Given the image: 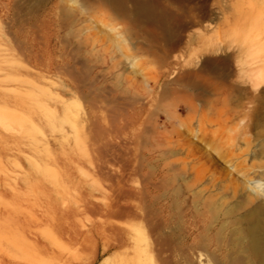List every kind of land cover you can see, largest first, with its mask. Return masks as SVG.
I'll return each mask as SVG.
<instances>
[{
    "label": "rangeland",
    "instance_id": "374dc122",
    "mask_svg": "<svg viewBox=\"0 0 264 264\" xmlns=\"http://www.w3.org/2000/svg\"><path fill=\"white\" fill-rule=\"evenodd\" d=\"M57 1L0 0V87L19 98L0 103V127L22 148L4 157L14 142L2 141L0 176L28 180L6 183L0 209L26 213L4 228L24 256L260 264L236 247L232 221L264 201L247 184L264 182V0ZM214 218L229 222L218 235ZM11 248L0 236V254Z\"/></svg>",
    "mask_w": 264,
    "mask_h": 264
},
{
    "label": "bare ground",
    "instance_id": "6f19581e",
    "mask_svg": "<svg viewBox=\"0 0 264 264\" xmlns=\"http://www.w3.org/2000/svg\"><path fill=\"white\" fill-rule=\"evenodd\" d=\"M56 1V0H55ZM60 1H62V0H60ZM60 1L58 2V3H56L57 5H58V7L60 6ZM69 1H74V0H69ZM82 1V0H81ZM85 1V0H84ZM105 1V0H104ZM109 1V0H108ZM113 0H110L109 2H112ZM115 1V0H114ZM113 1V2H114ZM116 1H118V0H116ZM124 1H126V0H124ZM140 1H142V0H140ZM88 2H89V0H88ZM87 1L85 2V3H88ZM123 2V1H122ZM121 2V3H122ZM134 2V1H133ZM139 2V1H138ZM143 2H144V0H143ZM55 3V2H54ZM84 3V2H83ZM115 3H117V4H121L120 3V1H119V3L118 2H115ZM135 3V2H134ZM147 3V2H146ZM117 4H115V5H117ZM124 4V3H123ZM123 4H121V5H123ZM139 4V3H138ZM121 5L119 6V5H117V6H119V7H121ZM141 5H143V6H145L144 5V3L143 4H141ZM148 5V4H147ZM55 6V5H54ZM61 6H63L62 5V3H61ZM117 6H113L114 8H115V10L117 11V9H116V7ZM134 6V5H133ZM135 6H139V5H136V3H135ZM143 6H141V7H138L139 8V10H144V8H143ZM150 6V5H149ZM119 7H117V8H119ZM124 6H122V8H123ZM146 7V6H145ZM61 8V7H60ZM110 8H112V7H110ZM114 8H112V10H114ZM121 8V9H122ZM147 8H149L148 6H147ZM120 9V10H121ZM134 10L136 9V8H133ZM149 9H151V8H149ZM149 9H147V10H149ZM153 9V8H152ZM114 10V11H115ZM120 10H119V13H120ZM124 10L125 9H123L122 10V12H123V14L125 13L124 12ZM134 10H132V11H134ZM146 10V9H145ZM147 10H146V12H147ZM60 11H62V13H64L65 11L64 10H62V9H60ZM153 12H154V10H152ZM118 12V11H117ZM121 12V13H122ZM136 12V11H135ZM134 12V13H135ZM144 12V11H143ZM142 12V13H143ZM153 12H150L151 14H153ZM127 13V12H126ZM138 13H141L140 11H138ZM141 13V14H142ZM155 13V12H154ZM61 14V13H60ZM141 14H140V16H141ZM151 14H150V17H151ZM157 14V13H156ZM134 15H136V17H137V15L139 16V14H134ZM143 15V14H142ZM144 15H145V13H144ZM140 16L138 17L139 19H141L140 18ZM153 16H154V14H153ZM141 17H143V16H141ZM158 17H160L159 15H158ZM145 18V17H144ZM152 18V17H151ZM145 19H149V17L148 18H145ZM154 19H157L156 17H154L152 20H150V21H153ZM160 19H161V17L160 18H158V20L160 21ZM157 21V20H156ZM155 20L153 21V22H156ZM159 21H157V22H159ZM160 23L162 24V22L160 21ZM159 25V24H158ZM160 26V28L162 29V31L166 34L167 32V30L165 31V29H163L164 28V25L161 27V25H159ZM161 31V30H160ZM160 31L158 32V33H160ZM158 33H156L157 34V36H158ZM168 34H169V31H168ZM168 34H166V35H168ZM161 35V34H160ZM170 35V34H169ZM162 37H164V38H166L163 34H162V36H158L157 38H160V39H162ZM170 38V37H169ZM168 41H169V39H167ZM163 41V40H162ZM164 41H166V40H164ZM171 42V41H170ZM165 44L169 47V44L170 43H167V42H165ZM172 45H174V44H171V46ZM172 48V47H171ZM176 48V47H175ZM174 48V49H175ZM173 49V50H174ZM170 50V49H169ZM259 56H261V55H259ZM252 58H254V57H252ZM256 58H258V57H256ZM250 60H252V59H250ZM250 62V61H249ZM132 65V64H131ZM262 119H263V115H262V111H261V109L260 110H258V112L256 113V115H255V118H254V120H255V124L257 125V123H261L262 122ZM184 148V147H183ZM182 148V149H183ZM173 152V151H172ZM182 152H184V151H182ZM191 152V151H190ZM170 153V152H169ZM186 153V152H185ZM173 154V153H172ZM190 155V154H189ZM176 161V160H175ZM182 162H184V161H182ZM187 162V161H186ZM171 163V162H170ZM178 165H179V163H177ZM182 164V163H181ZM185 165H186V163H184ZM183 164V168L185 169L186 167H185V165ZM188 164V163H187ZM174 165V164H173ZM172 165V166H173ZM166 167H167V165H165ZM183 168H181V169H183ZM180 169V168H179ZM180 169V170H181ZM181 170L182 171V173L183 172H185L186 173V169L185 170ZM166 172V171H165ZM180 173V171L178 170V174ZM178 177V176H177ZM179 178H181V174H180V176H179ZM264 182L262 181V179H258V178H254V179H248L247 180V184H248V188H249V190H250V192L251 193H253L256 197H262L263 199H264V187H263V184ZM7 190V186H6V183H4L3 181H2V177H0V191H2V192H4V191H6ZM178 190V189H177ZM137 192V191H136ZM141 192V191H140ZM172 192V191H171ZM171 194V193H170ZM169 194V195H170ZM178 194V193H177ZM174 195H175V192H174ZM172 198V197H171ZM174 199V198H173ZM176 199V198H175ZM168 200V199H167ZM171 200V199H170ZM157 201V200H156ZM155 201V202H156ZM172 201V200H171ZM118 202V210H120V213H121V210L123 211V210H125L126 208H124V206H126L124 203H122V202H119V201H117ZM158 202V201H157ZM156 202V203H157ZM171 203V202H170ZM174 203V202H173ZM252 204V205H250L249 207H246L247 205H249V204ZM174 204H176V203H174ZM174 204H173V206L171 207V208H175L176 209V207L178 206H176V207H174ZM247 205H245L244 206V204L242 205V206H240V207H242V209L244 208V211L245 212H243L242 214H240V216L239 217H237V218H235V221H232V222H234V224H235V226L232 228V230L233 231H236L237 233H242V237L240 238V237H238V240H237V242L235 243V245H236V247L237 246H242L243 247V250H244V252H246V253H248V255H250L251 257H252V259L254 260V258H255V260L257 259V260H259V262H260V264H264V201H261V202H257V203H255V204H253L251 201L250 202H248L247 203ZM134 208H135V210L136 211H138L139 209H141V207H140V205L138 204H136L135 206H133ZM158 207V206H157ZM167 207V206H166ZM132 208V207H131ZM133 209V208H132ZM179 209V208H178ZM131 210V209H130ZM143 210V208L141 209V211ZM132 211V213L130 214V212H129V214L130 215H128L127 214V210L125 211L126 213H125V215L127 214V216H131V215H134L133 214V210H131ZM233 211V210H232ZM231 211V212H232ZM235 211V210H234ZM143 212V211H142ZM164 212H165V210H164ZM181 212H182V209H181ZM231 212H229V213H231ZM55 213H61V211H58V212H53V214H55ZM72 213H75V212H73L72 211ZM235 213V212H234ZM137 214V213H136ZM139 215H140V213H138ZM138 214H137V216H135V218L138 220ZM165 214V213H164ZM167 214V213H166ZM177 214V213H176ZM231 214H233V213H231ZM24 215H26V213L24 212V211H16V210H10V211H2L1 209H0V236H3V235H5V237L10 241V243L12 244V246H13V248H11L10 249V254H9V252H8V254L6 255V254H0V264H35L34 262H32V261H30V260H28L25 256H24V247L22 246V244L20 245L16 240H18V238H19V234H17L15 231H13V230H9L8 229V231L7 230H5L4 228H5V223L7 222V223H11L13 220H14V218H17V220H21L23 217H24ZM142 215V214H141ZM169 215V214H168ZM4 216L5 217H7V218H4ZM143 216V215H142ZM181 216V215H180ZM139 217H141V216H139ZM171 217V216H170ZM142 218V217H141ZM141 218L139 219V221L141 222ZM220 218V217H219ZM224 219H226V218H224ZM230 221V222H231ZM213 222H217V223H219V229H217L218 231H215V233L217 232H220L221 230L223 231V230H225V228H227V226H229V222L227 221V220H224V221H222V220H220V219H218V218H214V220H213ZM166 223V222H165ZM142 224V223H141ZM231 224V223H230ZM136 226H137V228L138 229H140L142 226L140 225V223H136L135 224ZM217 226V227H218ZM208 227V226H207ZM206 227V228H207ZM206 228H205V230H206ZM207 232H208V230H206ZM199 234H201L200 233V231L198 232ZM197 233V234H198ZM214 233V234H215ZM216 233V234H217ZM198 234V235H199ZM215 234V237L218 235H216ZM127 235H129L128 233H123V232H120V231H118V243H117V245H120V246H123V245H125L126 244V241H127V239H126V237H127ZM21 237H22V239L23 240H25L26 242H27V244H26V246L28 247V249L30 250V249H35V245H36V243H37V241H36V239L38 238V236H37V234L34 232V231H32V230H30L29 231V233H25L24 235H21ZM185 237V236H184ZM201 237H202V235H201ZM203 238V237H202ZM202 238H199V239H202ZM204 238H206V236H204ZM203 238V239H204ZM217 239H218V241H216L215 242V244L216 243H218L219 242V244L221 243L220 242V239L217 237ZM216 239V240H217ZM237 239V238H236ZM131 240H132V238H131ZM202 241H204V240H202ZM16 243V246L14 245ZM131 243V242H130ZM207 243V242H206ZM232 246V245H231ZM234 247V246H233ZM232 247V248H233ZM104 250H105V248H104ZM236 250V249H235ZM195 251V250H194ZM127 253V251H124L123 253ZM196 252V251H195ZM195 252H193V253H195ZM198 252V251H197ZM123 253H122V255H123ZM200 255L202 254V253H199ZM125 256H128V254H124ZM194 255V254H193ZM228 255V254H227ZM124 256V257H125ZM237 256V255H236ZM25 257V258H24ZM129 258H130V255L128 256ZM128 257H125L124 258V260H128V259H126V258H128ZM201 257H203V255L201 256ZM201 257H199V258H201ZM231 258V257H230ZM230 258H228L229 260H231V261H233L234 260V262H236L235 261V259L239 262L240 260H238L237 258H235V259H230ZM225 259V258H224ZM240 259V258H239ZM130 260H132V258H130ZM228 260V262H230ZM256 260V261H257ZM224 261V260H223ZM242 261H243V263H244V259H242ZM84 262V261H83ZM82 262V264H84ZM119 262V261H118ZM118 262H117V259L115 260L114 259V257L113 258H105V259H103L102 261H100V263L99 264H118ZM123 262V261H122ZM121 262V263H122ZM127 262V261H126ZM200 262H201V260H200ZM228 262H227V264H228ZM234 262H231L232 264L234 263ZM238 262H236V263H238ZM258 262V261H257ZM87 263H88V261H87ZM231 263H229V264H231ZM241 263V262H240ZM122 264H136V263H133L132 261L131 262H127V263H122ZM235 264V263H234ZM239 264V263H238Z\"/></svg>",
    "mask_w": 264,
    "mask_h": 264
},
{
    "label": "crops",
    "instance_id": "0c3cea01",
    "mask_svg": "<svg viewBox=\"0 0 264 264\" xmlns=\"http://www.w3.org/2000/svg\"><path fill=\"white\" fill-rule=\"evenodd\" d=\"M19 101V98L17 97H14V96H8L4 90L0 87V103L2 104H12V103H16ZM8 140V141H13V145L10 146V149L12 150L11 153L9 152H4V157L5 156H8V154L10 155H13L14 158H19V155H20V151H21V147H20V139L15 135H5L4 134V131L2 130V128L0 127V147H1V144H2V141L3 140ZM1 177V176H0ZM30 178V177H29ZM33 178V177H32ZM2 181L4 183H9V184H14L17 189L20 191L24 188L26 182H28L27 178L25 177H21V176H16L13 180L10 179V178H5V177H2ZM6 193L8 192L9 196H12V192H11V189L7 186V190L5 191ZM49 199L50 200H57V199H54L51 194L49 193L48 195ZM51 205H57V203L54 201L52 202Z\"/></svg>",
    "mask_w": 264,
    "mask_h": 264
}]
</instances>
